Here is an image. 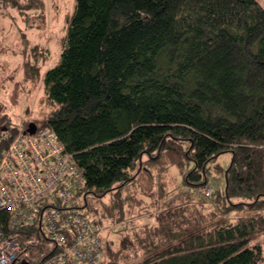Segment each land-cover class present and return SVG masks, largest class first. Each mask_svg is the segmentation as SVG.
I'll return each mask as SVG.
<instances>
[{
	"label": "trees",
	"instance_id": "1",
	"mask_svg": "<svg viewBox=\"0 0 264 264\" xmlns=\"http://www.w3.org/2000/svg\"><path fill=\"white\" fill-rule=\"evenodd\" d=\"M68 21L57 64L40 75L45 51L31 48L22 70L43 83L31 122L56 135L86 212L117 234L101 264H264L261 5L75 0ZM15 126L0 99V133ZM224 153L221 190L193 194Z\"/></svg>",
	"mask_w": 264,
	"mask_h": 264
},
{
	"label": "built area",
	"instance_id": "2",
	"mask_svg": "<svg viewBox=\"0 0 264 264\" xmlns=\"http://www.w3.org/2000/svg\"><path fill=\"white\" fill-rule=\"evenodd\" d=\"M0 144V264H101L103 228L86 212L82 173L56 135L3 128Z\"/></svg>",
	"mask_w": 264,
	"mask_h": 264
},
{
	"label": "rangeland",
	"instance_id": "3",
	"mask_svg": "<svg viewBox=\"0 0 264 264\" xmlns=\"http://www.w3.org/2000/svg\"><path fill=\"white\" fill-rule=\"evenodd\" d=\"M256 1L264 9V0ZM30 4L31 7H25ZM74 4L75 0H0V99L6 106L11 124L17 127L30 123L44 111L39 104L40 99L44 97L42 81H37V85L32 88L23 74L22 65L27 61V54L31 48L37 49L36 54L39 53L40 56L45 51V59L41 61L42 76L57 64ZM230 159V154L224 153L209 163L210 174L204 189L211 188L212 192L221 190L223 170L228 166ZM215 165L220 167V170L216 169ZM177 173V169H172L169 178H166L169 187L179 184L180 175ZM208 190L211 193L210 189ZM200 191L201 189L197 188L193 190V194H199L202 192ZM105 200L107 201L106 197ZM145 200L149 201L148 198ZM88 206L94 207L96 203L89 198ZM134 219L138 224L143 221L152 223L149 216ZM105 225L101 235L103 256L106 252L105 239L109 241L117 238L112 225ZM260 241L264 249V237L260 238Z\"/></svg>",
	"mask_w": 264,
	"mask_h": 264
},
{
	"label": "water",
	"instance_id": "4",
	"mask_svg": "<svg viewBox=\"0 0 264 264\" xmlns=\"http://www.w3.org/2000/svg\"><path fill=\"white\" fill-rule=\"evenodd\" d=\"M35 130H36V126L33 122H30L27 127H26V131L29 133V134H34L35 133Z\"/></svg>",
	"mask_w": 264,
	"mask_h": 264
}]
</instances>
